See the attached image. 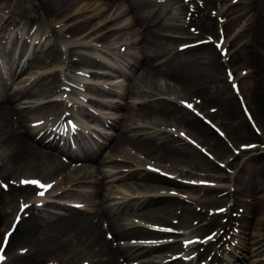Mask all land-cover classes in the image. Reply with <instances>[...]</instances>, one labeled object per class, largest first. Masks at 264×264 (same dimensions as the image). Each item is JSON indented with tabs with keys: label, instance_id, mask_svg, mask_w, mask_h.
<instances>
[{
	"label": "bare ground",
	"instance_id": "bare-ground-1",
	"mask_svg": "<svg viewBox=\"0 0 264 264\" xmlns=\"http://www.w3.org/2000/svg\"><path fill=\"white\" fill-rule=\"evenodd\" d=\"M122 2H127L133 20L123 26L120 19L125 9L121 8V3L114 10L111 8L106 12V4L101 3L91 10L93 4L87 7L89 2H84L74 20L64 30H56L63 20L55 24H51L50 20L75 6L77 0H0V45L4 49L6 44L13 47L20 41L19 54L8 62V80L0 88V182L8 189L6 194L0 191V227L9 215L13 216L11 213H19L18 208L11 212L12 203H18L22 197L26 199L23 203H27L29 195L34 191L32 187L12 183L20 177L41 178L51 185L47 193L51 196H76L77 194L70 192V188L89 185L84 192H80L78 198L82 207L74 201L63 199L55 204L66 210L67 214L48 213L52 210L47 209L51 206L50 203L42 208L37 207V202L28 206L23 213L26 216H23L18 229L12 234L6 249L5 255L8 252L10 257L3 264H43L49 260L56 264H78L80 260V264L86 261L90 264H120L119 257H123L125 261L139 260L142 264H168L171 260L175 262L170 264H180L171 256L170 260H166L169 257L166 253L181 251V240L175 241L174 237L167 236V231L161 233L146 228L144 223L129 220L132 216L152 225L172 228L176 226L172 225L171 218L178 219L180 225L189 229L187 234L182 235L190 236L185 237V240L198 237L209 229L222 230L223 232L216 234V241L209 243V246L219 245L229 225L239 224L241 234L249 235L248 239H241L245 241L241 242V250L247 253H241L237 249V255L236 248L221 245L205 249H215L213 260H219L218 264H264L262 259H258L261 253V258L264 257V199L258 196V191L264 188L263 150H241L242 156L252 154L253 151L258 154L250 155L232 180L236 195L246 199V215H235L237 209L232 208L233 206L222 216L210 213V207H204L214 203L213 199L218 198L225 189L223 186L195 188L193 194L196 197L191 198L188 204L185 199L171 192H178V188L186 186L178 178L191 177V173L184 171L182 166L189 167L191 171L220 173L197 147L207 152L216 150L222 157L229 151L227 146L222 145L218 135L202 122V118L190 114L178 105V102H184L182 100L187 98L185 94L198 100L194 102L191 99L194 108L213 124L225 127L226 132L236 139L234 142L258 138L240 106L238 105L240 111L237 107V95L232 88L229 89L226 69H231L234 82H240L239 94L245 100L255 124H264V0H199L198 10L190 14V22L193 24L190 26L196 27L198 35L210 36L215 32L216 23L205 9H216V16L225 18L223 25L218 26L224 30L223 48H227L230 37L233 46H228L224 62L220 52L212 44L187 46L181 51L177 49L181 40L191 43L189 40L192 39L189 31L187 32V22H184L185 16H188L187 6L180 4L178 0L165 1L166 7H169V17H162L163 10L158 8L156 0ZM60 8L62 9L59 10ZM30 9L41 13L48 21L45 26L43 20L37 19L36 44L42 38L53 37V40L37 53L24 55L30 31L20 34L18 27L25 17L30 19L27 14ZM236 9L241 10L234 12ZM112 10L113 13L109 15ZM198 11L203 13L202 16L197 14ZM1 12L10 15L4 19ZM91 12L93 13L89 16L88 13ZM240 12L244 14L233 16ZM100 14H105L102 20L89 26L90 21ZM61 18L66 20L69 17L66 14L59 17ZM131 26L138 28L131 29L128 33L122 32L124 28ZM235 26L236 29L233 28ZM140 28L143 30L140 31ZM229 29H232V36H229ZM86 30L88 33L82 36ZM7 33L9 36L5 37ZM65 34L75 38L63 49L61 37ZM4 39L7 40L3 43ZM110 39L115 43L124 42L117 51L122 46L135 51L127 59L120 57L119 65L115 68L102 58L78 51H99L113 58L114 48L100 49ZM174 45L176 49L172 50ZM234 47L236 49L232 52ZM117 53L119 56V52ZM73 57H77L79 64L87 68H103L99 72L92 71L94 79H100L95 80V85L72 83L74 75L70 77L63 70L38 72L50 68L62 59L67 64H73ZM31 68L38 70L29 71ZM112 68L123 78L119 85L112 86L119 89V92L105 89L106 86H111L104 79L109 77L105 69ZM241 68L248 69L249 72L240 77L237 72L238 69L243 70ZM24 72H27L25 77L17 81ZM161 79L181 87L178 89L169 84L161 85L158 82ZM14 84L20 87L12 89ZM78 85L88 92V96L82 93L78 96L75 88L82 91ZM61 86L71 87L70 97H67L69 102L75 99L81 110L91 112L94 119L99 114L100 124L114 130L110 133L103 128L93 129L89 137L77 139L74 150L61 152L64 158L54 157L43 149L47 148L49 142L45 141L43 135L38 136L41 130H46L47 125L54 126L58 121L56 118L63 114L66 107L74 112L69 102L47 99L56 94L58 96ZM101 92L114 93L119 100L100 99ZM23 96L27 97L23 98L26 101L20 102L18 97ZM82 97H88L85 102L92 104V108L83 106ZM95 104L107 108L108 113L96 109ZM209 109L214 110L210 112ZM92 110L97 115H93ZM66 115L70 119L74 117ZM146 118L150 121L145 122ZM34 122L35 127H32ZM27 123L31 126H27ZM178 128H182L184 134L197 145L193 146L171 131ZM178 131L176 132L179 133ZM92 132L96 135H92ZM104 147L108 151L102 158ZM238 160L239 157H234L226 161V164L233 168ZM74 162L80 164L76 165ZM130 166L135 169L124 173L119 169ZM215 178L222 180L223 175ZM106 180L121 182L122 189L113 193L111 188L104 187ZM60 190L61 193H58ZM110 201L113 203L108 204ZM192 202H199L203 208H193ZM88 206L96 210L93 212ZM227 214H233L235 219L228 217L227 223ZM103 221L107 222L106 228L114 241L129 237L144 241L172 239L163 244L131 245L130 241H126L124 245L116 243L113 246V242L103 236ZM249 230L252 232L248 233ZM19 246H24L27 251L24 254L15 253L14 250ZM199 246L200 244L193 248L199 250ZM220 249L227 250L226 254L219 255ZM146 255L149 257L145 258ZM252 255L256 258L250 261Z\"/></svg>",
	"mask_w": 264,
	"mask_h": 264
},
{
	"label": "rangeland",
	"instance_id": "rangeland-1",
	"mask_svg": "<svg viewBox=\"0 0 264 264\" xmlns=\"http://www.w3.org/2000/svg\"><path fill=\"white\" fill-rule=\"evenodd\" d=\"M162 1H164V0H158V6H159V8L161 7V9L163 10V7L162 6H160L161 4H162ZM181 1L182 0H179V2L181 3ZM190 1H192V2H194V0H190ZM87 3V2H89V4H88V6L87 7H89V6H91L92 4H93V6H92V8H91V10H94L95 8H97L98 7V5L99 4H106V8H105V11L107 12V11H109L111 8H113V10H114V8H115V6L117 5V4H120L121 2H119V0H77V4L75 5V6H73V7H71L70 9H68L67 11H65L63 14H59L58 16L59 17H61V16H63V15H68V19H66L65 20V18H61V19H59V17H55V18H52L51 20H50V22H51V24H55L57 21H59V22H61V20H63V22H61L60 24H63L65 27L63 28V30L68 26V24L71 22V20H74L73 18H74V16L76 15V13L78 12V10L81 8V6H82V4L83 3ZM183 2H185L184 0H183ZM185 4V3H184ZM186 5V4H185ZM189 5H191V4H189ZM239 7H241V6H239ZM121 8H123V9H125V12H123V14H122V17H121V19L120 20H122L121 21V25H123L124 23H126L127 21H129V18H131V13L128 11V8H129V6H128V4H127V2H124V3H121ZM62 8H60L59 10H61ZM113 10L110 12V14L109 15H111L112 13H113ZM241 9H236L235 10V12H239ZM92 13L93 12H91V13H88L89 14V16L90 15H92ZM28 17L30 18L29 20H27V18L25 17L23 20H22V22H21V24H20V26L18 27V30H20L19 32L21 33V32H24V30H25V32L26 31H30V35H29V43H28V46L30 45V42L31 41H34V42H38V39H37V37H38V35H36V33H35V30L37 29V26H38V18H40V20H43V23H44V25L46 26V24L48 23V21H46L44 18H43V16L41 15V13H39L38 11H36V10H33V9H30L29 11H28ZM80 14L82 15V12H80ZM85 14V13H84ZM108 14V13H107ZM243 14H244V12H243ZM1 15H2V17L4 18V19H6L9 15H10V13L9 14H4V13H2L1 12ZM105 14H103V15H97V18H95V19H92L91 21H90V23L88 24L89 26H93V25H95L96 23H98V22H100L101 20H102V18H103V16H104ZM169 15H170V12H169V8L168 9H166V10H164V15L162 16V17H169ZM65 20V21H64ZM228 21H229V19H228ZM62 25V26H63ZM56 26H59V24H57ZM61 26V27H62ZM61 27H59V28H61ZM192 27V26H191ZM59 28H57L56 27V30H58ZM133 28H136L135 26L133 27ZM194 28V27H193ZM233 28H236V26L235 27H233ZM188 29V28H187ZM189 30V29H188ZM130 31V29L129 28H124L123 30H122V32H124V33H128ZM231 32H232V29H229V34L231 35ZM88 33V30H86L84 33H83V35L82 36H84L85 34H87ZM216 33V30H215V32H214V34ZM8 35H9V33H7V34H5V37H8ZM168 35V34H167ZM64 36V35H63ZM171 36H174V35H171ZM75 38V37H74ZM74 38H72V37H68L66 34H65V37H61V40H63V42H65V45H68V44H70V43H72V41H73V39ZM215 39H217L216 37H215ZM6 40L7 39H4L3 40V43L4 42H6ZM53 40V37H47V38H42V40L38 43V46L40 47V50L44 47V45H46L49 41H52ZM195 40H197L196 38H195ZM202 40V39H201ZM116 41H112L111 39H110V41L106 44V45H108V47H110V48H114V52H115V54L117 53V52H120L121 54L125 51V46H122L121 48H120V50H118L117 51V49H118V47L121 45V44H124V42H118V43H115ZM28 46H26V48H25V52H24V55H29V54H34L35 53V50H30V51H28ZM230 46H233V42H231V38H230ZM16 47H18V49L20 48V43H18V44H16V46H13V47H10V46H8L7 44H6V48H2V46L0 45V55H1V59H0V74H3V75H6L7 76V74H8V71H7V69H8V61L10 60V59H12V57H15V52H14V50L13 49H15ZM32 47V46H31ZM62 48V47H61ZM173 48H174V46H173ZM235 47H234V50L232 49V52H234L235 51ZM124 50V51H123ZM81 52H83V53H89V54H91V52L90 51H88V50H81ZM132 52V51H131ZM126 53H127V51H126ZM119 58H117V60H118ZM72 61H74V63L75 64H72V66H70V67H66V66H64V64H55V65H53V66H56L55 68H66L67 70H66V72L68 73L69 71H75L76 72V69L79 67V63H77V61H78V59H77V57H73L72 58ZM53 66H51L50 68H52ZM50 68H47V69H44V70H41L40 72H42V71H44V72H46L47 70H49ZM241 69H243V68H241ZM31 71H36L37 69H35V68H32V69H30ZM29 70V71H30ZM239 70V69H238ZM224 71V69H222V72ZM243 71V70H242ZM239 72H240V70H239ZM24 75H25V73H24ZM114 78H116V82H119L120 80H122L120 77H118V75L115 73V74H113L112 75ZM25 77V76H24ZM2 80V77L0 76V81ZM159 82V84H161V85H164V84H171V82H168V81H166V80H164V79H161V81L159 80L158 81ZM229 83V82H228ZM229 86H230V83H229ZM176 88H180L179 86H176ZM237 107H238V104H237ZM238 109H239V111H240V108L238 107ZM144 121L145 122H147V121H150L148 118H146V119H144ZM143 124V123H142ZM100 124H99V122L98 121H93V126L94 127H97V126H99ZM258 125V128H259V132H260V135H257V137L258 138H256V139H254V140H256V141H258L259 142V144H261V145H263L264 144V124H257ZM221 127V126H220ZM222 130L224 131V133H225V135H226V138L228 139V141L229 142H232L233 143V145L235 146V145H237L238 143H236V142H234L236 139H234L233 137H232V135L231 134H229V133H227L226 132V130H225V128L224 127H222ZM259 139V140H258ZM253 142H255V141H252V142H249L250 144H252ZM256 143V142H255ZM235 148V147H234ZM236 149V148H235ZM107 151H108V148L107 147H105L103 150H102V158L107 154ZM211 153H214L215 155H216V158L217 159H219V160H217V161H224V159L222 158V156H220V155H218L216 152H214V151H212ZM229 155V152L227 153V155H225V157L226 156H228ZM232 155H233V152H232ZM224 157V156H223ZM229 157H234V156H229ZM247 157L248 156H244V157H242V159H241V162H243V161H245L246 159H247ZM76 165H79V164H77L78 162H74ZM239 164V162H235V165L234 166H236L235 168H232L231 170H229L230 172H232V173H227V172H225V171H223L221 168H219L216 164H214V166L215 167H218L219 169H220V173H215V175H212V174H210L209 176L210 177H208V174H204V173H201L200 174V176H198V177H193V178H190V179H192L191 181H196L197 179H204V180H207L208 182H214V183H217V184H219V185H224V186H226V192H227V194L223 197V198H221V200H222V202L221 203H219V204H216V205H214V203L213 204H209V205H204V207H210V209H211V212H212V209H214V208H217V207H224L226 204H232L233 205V208L235 207L236 209H237V212L238 211H243L244 210V213H242V215H246L247 213L245 212V206L247 207V203H246V199H242L243 197H240V196H237L236 195V193L235 192H231L230 193V191H233L234 190V188H236L235 186H233V183H230L229 182V178H230V180L232 179H234L235 178V176L238 174V171H239V167L241 166V165H238ZM104 165H106V164H104ZM135 169V167L134 166H132V167H127V168H119L120 170H121V172H126L128 169L130 170V169ZM184 169V171H187L188 172V170H190L189 169V167H185V168H183ZM191 171V170H190ZM233 171H236L235 172V174H233ZM191 172H193V171H191ZM216 175H223V176H225V177H227V178H225L222 182H215V181H217V180H215V178H211V177H213V176H216ZM40 177H42V175H39ZM125 181V180H124ZM124 181H122V182H124ZM200 181H203V180H200ZM121 182H108L107 180L103 183V185H104V187H108V188H111V190H112V192L113 193H116V192H119L122 188H121ZM82 187H72V188H70L71 190H70V192H72V193H74V194H77L76 196L74 195V196H71V197H67V195H60V197H59V200L57 201L56 200V202L57 203H59V202H61L60 200H68V201H74L75 203H79V201H81V200H79L78 198H79V195H80V192H84L85 190H86V188L89 186L88 184H83V185H81ZM227 186H230V187H227ZM196 186H188V187H184V188H179V190H181V197H191L192 196V194H190L189 193V191H187V189H193L194 190V188H195ZM1 189V188H0ZM193 192V191H192ZM6 193V192H5ZM195 196V195H194ZM258 196L259 197H262L263 199H264V188H262V189H260L259 191H258ZM196 197V196H195ZM186 200H187V198H185ZM240 200H242L243 202H240ZM113 202H109L108 204H112ZM11 206V205H10ZM17 206H18V203H15V202H13L12 203V209H11V212H13V210H15L16 208H17ZM195 206H197L196 207V209H202L203 208V205H201V204H199V202H197V203H193L192 204V207L193 208H195ZM89 208H90V210L91 211H95L96 210V208H93L92 206H88ZM48 209H52L50 212H48V213H51V212H60V213H64V214H67V211L66 210H64L63 208H60V207H56V206H54V205H51L50 206V208H48ZM12 214V213H11ZM133 217H135V216H132V217H129V220L131 219V221H135V220H137V221H139V218H133ZM0 219H1V214H0ZM12 219V215H9L7 218H6V222H4V224H3V226H1L0 227V238H1V235H2V232L6 229V227H8L9 226V224H10V220ZM132 219H134V220H132ZM171 220H176L177 221V219H172L171 218ZM106 226H107V222H105V221H103L102 222V228L103 229H106ZM236 227V226H235ZM181 228H183V226H181ZM241 230L240 229V226H238V227H236L235 228V230ZM177 230H182V229H177ZM234 230V226H232L231 225V231H233ZM248 233H251V230H249L248 231ZM207 234H209V232H205V233H203V235L205 236V235H207ZM239 236L240 237H238V240H239V242L241 243V239H242V237H244V238H246V239H248L249 238V235H242L241 233H239ZM203 237V236H202ZM183 237H181V236H179L178 237V239L177 240H181ZM132 240V239H131ZM130 240V241H131ZM120 243L122 244V243H124L123 241H120ZM238 244L237 245V248L239 247V250H240V252L241 253H243V251L241 250V244ZM25 249L26 248H24V246H19V247H17V252L18 253H20V252H23V251H25ZM199 253H200V251H199ZM235 253L237 254V255H239V253H237V250L235 251ZM245 253V252H244ZM175 254H177V253H175ZM264 254V253H263ZM261 255H262V253L258 256V259L260 260L261 259ZM256 258V256H251L250 257V259L249 260H253V259H255ZM263 259H264V257H263ZM198 261H202L203 263H206L205 261H206V259H205V256H204V258H203V260L200 258V259H198ZM47 262V261H46ZM46 262H43V264L44 263H46ZM137 264H139V263H137Z\"/></svg>",
	"mask_w": 264,
	"mask_h": 264
},
{
	"label": "snow or ice",
	"instance_id": "snow-or-ice-1",
	"mask_svg": "<svg viewBox=\"0 0 264 264\" xmlns=\"http://www.w3.org/2000/svg\"><path fill=\"white\" fill-rule=\"evenodd\" d=\"M188 107H191L190 105H188ZM183 135V134H182ZM21 184L22 185H33V186H36V187H44L43 185H41L38 181H35V180H23L21 181ZM41 195H43V193H40ZM28 205L24 204L22 205V210L24 208H27ZM19 219V218H17ZM11 235V233H8L5 237H4V242L7 243L8 242V238L9 236ZM0 251H3L2 248H0ZM0 259H2V257H0Z\"/></svg>",
	"mask_w": 264,
	"mask_h": 264
}]
</instances>
